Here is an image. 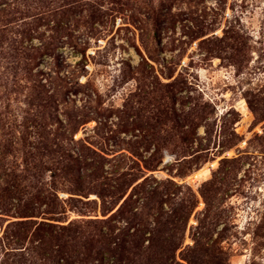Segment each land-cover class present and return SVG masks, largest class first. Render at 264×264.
Instances as JSON below:
<instances>
[{
	"label": "trees",
	"instance_id": "1",
	"mask_svg": "<svg viewBox=\"0 0 264 264\" xmlns=\"http://www.w3.org/2000/svg\"><path fill=\"white\" fill-rule=\"evenodd\" d=\"M144 4L0 0V264H203L202 257L214 248L222 222L218 214L207 216L218 193L210 187L214 178L202 187L206 209L201 213L195 190L174 180L209 161L212 105L190 108L186 138L180 143L161 142L155 135L168 132L166 121L158 116L153 127L136 125L135 120L125 123L117 109L111 111L117 123L107 116L102 94L90 80H80L88 75L91 39L106 37L117 15L130 14L144 43L148 34L139 27L143 21L134 17L137 7L145 9L152 39L159 37L163 25L170 23L168 14L157 12L152 1ZM214 25L197 23L194 40L207 36ZM80 29L88 38L83 42L76 37ZM127 31L133 38L137 35ZM65 44L82 54L81 64L69 72L54 63ZM149 61L142 57L136 66L131 57H122L119 80L149 81L144 85L150 91L157 86L182 89L185 82L172 80L173 75H167L172 80L167 84L155 83L159 77ZM164 104L166 115H174L175 108ZM229 115L236 116L234 124L240 121L233 109L221 119ZM128 117L137 118L134 107ZM166 118L178 124L176 115ZM93 121L97 125L90 130ZM201 127L203 137L198 136ZM82 129L87 136L77 138ZM124 132L134 138L121 139ZM232 141L224 150L234 146ZM166 152L172 154L171 162H164ZM161 165L173 178L155 177ZM194 214L196 227L190 225ZM188 237L192 245H186Z\"/></svg>",
	"mask_w": 264,
	"mask_h": 264
},
{
	"label": "rangeland",
	"instance_id": "2",
	"mask_svg": "<svg viewBox=\"0 0 264 264\" xmlns=\"http://www.w3.org/2000/svg\"><path fill=\"white\" fill-rule=\"evenodd\" d=\"M143 1L144 8L152 1L157 12L168 14L170 23L163 25L159 37L152 39V27L143 16L145 9L137 7L134 17V20L143 21L139 27L148 34L143 38L144 43L140 36L142 31L133 26L130 14L117 15L106 37L91 39L87 48V56L91 58L88 75H82L80 80L83 83L90 80L102 94L103 108L109 111L107 116L117 123V115L111 114L117 109L125 123L128 119L129 123L135 120L136 125L153 127L158 125V116L166 121L164 128L168 132L155 135L161 142L180 143L186 138L185 117L190 108L202 103L211 104L214 130L210 159L198 171L174 180L187 183L195 190L199 198L197 212L200 213L206 209L201 194L204 184L214 178L215 184L210 187L218 189L210 200L211 213L207 216L210 219L218 214L222 222L216 231L214 248L202 257L203 264H264V0ZM202 22H215L214 30L194 40L196 24ZM127 29L137 35L133 38ZM76 37L79 42L88 39L84 29L77 31ZM208 37L211 41L204 42ZM209 49H215V54H210ZM77 52L65 44L55 55L54 63L62 65V72L73 71L82 61V54ZM124 56L131 57L136 66L142 62V57L150 60L159 77L154 79L155 83L160 80L167 84L178 79L185 85L179 90L178 87L173 90L157 86L150 91L144 85L149 81L121 82L119 72ZM46 68L45 64L43 70ZM167 75L174 78L170 80ZM189 96L190 106L185 105ZM165 101L175 108L174 115L172 112L166 115ZM244 103L247 113L243 111ZM131 107L137 118L128 117ZM232 109L240 116V121L235 124V115L221 119ZM175 115L178 124L166 118L174 119ZM96 125L93 121L87 127L93 130ZM171 127L175 129L171 130ZM84 131L82 129L77 138L87 136ZM233 132L238 136L234 142ZM204 134L205 128L201 127L198 136ZM131 138H134L133 133L121 134V139ZM230 141L234 146L224 150L223 145ZM172 158V154L166 152L164 162H171ZM160 168L154 173L155 177L173 178L174 174L163 165ZM200 218L203 219V215ZM0 224L3 221L0 220ZM190 225L196 227V214ZM192 244L188 237L186 245Z\"/></svg>",
	"mask_w": 264,
	"mask_h": 264
},
{
	"label": "bare ground",
	"instance_id": "3",
	"mask_svg": "<svg viewBox=\"0 0 264 264\" xmlns=\"http://www.w3.org/2000/svg\"><path fill=\"white\" fill-rule=\"evenodd\" d=\"M243 103V102H242ZM241 103V104H242ZM243 107V111L245 112V113H247V108H246V106H245V103H244V105L242 106ZM249 112V111H248Z\"/></svg>",
	"mask_w": 264,
	"mask_h": 264
}]
</instances>
